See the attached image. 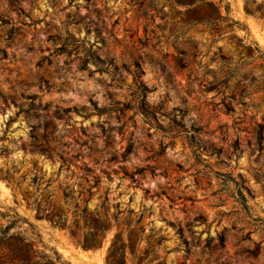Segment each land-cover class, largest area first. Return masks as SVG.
I'll return each mask as SVG.
<instances>
[{"label":"rangeland","instance_id":"1","mask_svg":"<svg viewBox=\"0 0 264 264\" xmlns=\"http://www.w3.org/2000/svg\"><path fill=\"white\" fill-rule=\"evenodd\" d=\"M0 264H264V0H0Z\"/></svg>","mask_w":264,"mask_h":264},{"label":"trees","instance_id":"2","mask_svg":"<svg viewBox=\"0 0 264 264\" xmlns=\"http://www.w3.org/2000/svg\"><path fill=\"white\" fill-rule=\"evenodd\" d=\"M175 2H177V0H174Z\"/></svg>","mask_w":264,"mask_h":264}]
</instances>
